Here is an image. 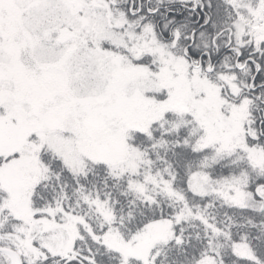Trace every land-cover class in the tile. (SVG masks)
<instances>
[{
  "label": "snow or ice",
  "instance_id": "obj_1",
  "mask_svg": "<svg viewBox=\"0 0 264 264\" xmlns=\"http://www.w3.org/2000/svg\"><path fill=\"white\" fill-rule=\"evenodd\" d=\"M0 264H264V0H0Z\"/></svg>",
  "mask_w": 264,
  "mask_h": 264
}]
</instances>
